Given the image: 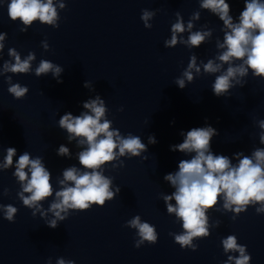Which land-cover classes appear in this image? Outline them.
<instances>
[{
	"label": "clouds",
	"instance_id": "obj_1",
	"mask_svg": "<svg viewBox=\"0 0 264 264\" xmlns=\"http://www.w3.org/2000/svg\"><path fill=\"white\" fill-rule=\"evenodd\" d=\"M59 7L63 9L65 4L61 2ZM200 7L210 10L223 22V42L217 41L216 46L224 50L215 59H209L207 63L201 62L204 73H220L215 76L211 86L214 95L226 97L237 85L243 87L245 81L242 78L246 77L250 70L254 77L264 79V0H244V8L239 14L238 23L233 22V17L229 14L230 4L226 0H202ZM7 11L11 21L19 20L23 25L19 29L20 32H27L35 21L58 27L56 21L59 17L53 0H10ZM154 15L153 11L142 10L141 20L145 27H152L148 21ZM176 17V22L171 25V38L165 41V47L173 48L178 43H183L191 49L199 47L205 42L206 37L211 36V30L191 31L192 21L200 18L197 11L188 21L187 30L190 34L187 40L178 39L177 34L185 32L186 28L179 12L176 13ZM5 37L6 33H0V52L4 48ZM44 47L47 49L48 45L45 43ZM8 55L13 58L14 63L5 61L0 75L27 74L32 71L34 53L30 52L22 60L20 54L14 48H10ZM225 64L228 67L222 71ZM62 71L60 66L51 61L41 60L35 68V75L40 77L51 72L54 77H59ZM194 72L200 74L201 67L197 65V58L193 54L182 77L175 80L180 89L186 87V81L189 83L194 81ZM6 82L9 85L8 92L15 99L19 100L27 95L28 87L12 83V76H7ZM88 86L85 82L84 87ZM83 108L87 111L77 116L70 112L66 113L58 121L59 127L69 134V140L79 138L78 146L87 147L78 153L79 164L85 171H80L75 166L69 167L63 171V179L59 180L61 188L55 191V200L47 209V212H51L55 217L47 221V226L52 229L58 227L57 221L65 219L69 209L86 211L94 205L103 207L106 200H112L119 193V187L115 191L110 190L112 179L103 174L102 166L116 161L118 157H138L147 151V146L139 136L131 133L122 136L118 129L112 127V121L106 118L105 102L99 95L83 102ZM257 123L261 130L259 142L264 145V120ZM180 134L184 137L183 142L172 145L171 150L186 156L193 153L194 155L181 159L178 162V170L164 176V180L169 182L175 191L171 195H162V199L167 213L175 214L176 218L182 221V234L170 233L174 236L175 243L182 249L196 251L198 245H194L192 241L194 238L203 239L211 234L207 226L209 219L207 211L213 209L220 198L223 199V209L235 214L233 219L246 212L249 206L257 204L259 207H255L256 213L264 212V148H256L251 156L244 155L243 152L235 153L238 163L233 164L228 156L212 152V139L219 134L212 126L194 127ZM149 143H156L154 136H149ZM57 154L70 156L69 149L64 145L59 146ZM16 155L17 149L8 147L0 170L11 168L13 157ZM112 166L117 167L116 164ZM119 166H123V161ZM13 176L21 184L22 191L17 193L19 199L24 206L33 209L35 215L36 211L42 208L41 202L53 196L50 171L45 167L41 157L33 159L29 152L25 151L15 162ZM7 191L5 189V195ZM25 193L29 195L26 196ZM173 200L175 204L171 203ZM0 208L4 210V219L14 222L18 209L11 204L0 205ZM41 215L44 216L46 213L42 212ZM127 226L137 229L140 239L136 241L135 247L139 248L145 241L148 244L157 243L158 233L155 226L141 222L139 215L128 221ZM222 245L226 254L239 253L238 256L228 255L224 264H250L252 257L246 253L247 246L237 243L235 235H228L222 239ZM57 264H75V261L66 262L59 258Z\"/></svg>",
	"mask_w": 264,
	"mask_h": 264
}]
</instances>
